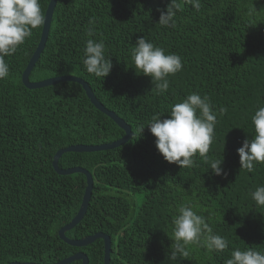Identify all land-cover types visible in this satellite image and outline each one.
<instances>
[{
  "label": "trees",
  "instance_id": "trees-1",
  "mask_svg": "<svg viewBox=\"0 0 264 264\" xmlns=\"http://www.w3.org/2000/svg\"><path fill=\"white\" fill-rule=\"evenodd\" d=\"M50 1L40 0L45 16ZM169 2L58 0L45 50L30 75L31 81L83 78L99 102L132 129V138L116 149L70 152L59 160L61 169L83 167L94 178L88 211L67 236L109 235L110 264H225L236 247L264 252V207H256L250 196L264 186V164L248 172L237 153L252 138L251 116L264 106V0H200L199 11L179 0L175 28L158 24V9L166 10ZM43 28L5 57L9 72L0 78V264H52L78 252L89 264H104L103 239L74 247L59 236L80 209L87 178L59 175L53 158L71 145L111 143L125 131L78 83L24 86L22 76ZM141 37L182 58L183 68L168 77L166 92L134 69L131 50ZM88 39L105 43V57L113 64L105 79L84 68ZM192 93L208 96L217 114L207 155L224 160L221 175L198 155L191 168L168 163L147 128L154 114L168 118L170 106ZM182 204L203 215L229 248L215 253L190 244L187 257L173 259L172 220Z\"/></svg>",
  "mask_w": 264,
  "mask_h": 264
},
{
  "label": "clouds",
  "instance_id": "clouds-1",
  "mask_svg": "<svg viewBox=\"0 0 264 264\" xmlns=\"http://www.w3.org/2000/svg\"><path fill=\"white\" fill-rule=\"evenodd\" d=\"M196 11L202 7L200 0H184ZM181 9L179 0H170L166 10L158 9L160 18L158 24L176 27L177 12ZM45 23L40 0H0V78L8 75L9 66L5 57L15 54L18 48L31 37L33 30L39 29ZM88 36L94 35L95 21H89ZM103 39L96 41L88 39L83 50V65L85 70L97 78L105 79L112 71L111 59L105 57ZM134 69L143 76L150 77L155 87L161 92L169 88L168 77L180 72L183 68L182 58L178 54L168 53L155 46L145 37L138 38L131 50ZM225 109H219L222 114ZM217 114L208 96L201 97L192 93L170 106L168 118L154 114L147 128L156 138L155 145L163 158L171 164L182 168L195 165L197 155L209 164L215 175L223 174L219 159H209L207 153L213 143ZM252 138L245 139L242 147L237 149L241 169L252 172L257 164H264V106L258 107L251 116ZM145 127L140 126L143 133ZM255 206L264 207V186H257L250 193ZM172 220L171 256L187 257L188 245L205 248L208 252L223 253L229 248V242L221 235L214 233L203 215L197 214L191 205H180ZM225 264H264V252L251 247L241 249L236 247L231 251Z\"/></svg>",
  "mask_w": 264,
  "mask_h": 264
},
{
  "label": "water",
  "instance_id": "water-1",
  "mask_svg": "<svg viewBox=\"0 0 264 264\" xmlns=\"http://www.w3.org/2000/svg\"><path fill=\"white\" fill-rule=\"evenodd\" d=\"M57 2L58 0L50 1V4L46 12V16H45V24H44L40 43L36 51L34 52L27 68L25 69L23 73L22 82L24 86L30 90L41 89V88L53 86V85H56L62 82L78 83L83 87L91 103L99 111H101L102 113L107 115L109 118H111L121 129L125 131V135L122 138L116 141H113L111 143H103V144H98V145H85V144L71 145L69 147H66V148H63L57 151V153L55 154L53 158V167L59 175H71L74 173H82L86 175V178H87L86 191H85L84 198H83V201H82V204L80 206L78 213L76 214V216L72 219L70 223H68L67 225H65L59 230V236L61 240H63L65 243H67L70 246L85 247V246H88L94 243L98 239H103L104 245H105L104 264H110L111 263V252H112V239L109 235L99 232L97 234L84 237L82 239H72L67 236V233L73 230L83 220V218L85 217L88 211L90 200L92 198V193L94 189V178L91 172H89L87 169L83 167L61 169L59 167V160L61 159L63 154L70 153V152L93 153V152H100V151L116 149L120 146L125 145L132 138L133 133H132L131 127L122 118H120L115 112L107 109L101 102H99V100L95 97L91 87L83 78L78 77L76 75H62V76H56V77H49L41 81H31L30 80V75L33 69L35 68L38 60L40 59L43 51L45 50V47H46V44L49 38L51 24H52L53 15L55 12ZM75 261H82V264H89V258L83 252H78L75 255H72L66 259H63L59 262L52 263V264H71L72 262H75ZM9 264H41V263L14 261Z\"/></svg>",
  "mask_w": 264,
  "mask_h": 264
}]
</instances>
